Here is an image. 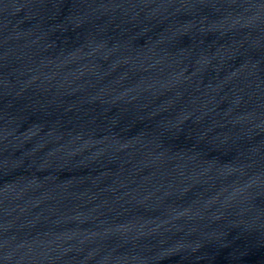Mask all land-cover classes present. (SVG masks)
I'll return each mask as SVG.
<instances>
[{"label": "water", "instance_id": "obj_1", "mask_svg": "<svg viewBox=\"0 0 264 264\" xmlns=\"http://www.w3.org/2000/svg\"><path fill=\"white\" fill-rule=\"evenodd\" d=\"M0 264H264V0H0Z\"/></svg>", "mask_w": 264, "mask_h": 264}]
</instances>
